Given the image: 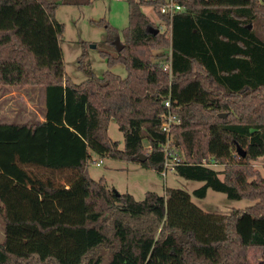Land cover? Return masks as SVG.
<instances>
[{
	"label": "trees",
	"instance_id": "obj_1",
	"mask_svg": "<svg viewBox=\"0 0 264 264\" xmlns=\"http://www.w3.org/2000/svg\"><path fill=\"white\" fill-rule=\"evenodd\" d=\"M126 1V45L116 56L101 52L109 68L99 76L78 59L88 77L74 83L55 9L89 0H0V86L40 87L43 96L42 120L0 122V264H250L247 248L264 246V177L249 164L264 155V38L254 27L264 0H183L168 36L149 31L141 10L151 5L168 20L159 0ZM159 48H169L164 63ZM115 63L126 75L110 70ZM167 98L180 118L173 172L203 181L198 197L211 188L254 204L211 213L180 188L136 200L90 177L92 153L135 162L144 154L140 163L160 173ZM110 121L122 148L107 134ZM212 129L234 158L244 143L243 164L209 150ZM35 168L70 175L59 184Z\"/></svg>",
	"mask_w": 264,
	"mask_h": 264
},
{
	"label": "rangeland",
	"instance_id": "obj_2",
	"mask_svg": "<svg viewBox=\"0 0 264 264\" xmlns=\"http://www.w3.org/2000/svg\"><path fill=\"white\" fill-rule=\"evenodd\" d=\"M60 1V0H52ZM186 0L185 3H191ZM196 2V0H194ZM142 12L153 22V26L164 32L167 36L170 33L169 26L160 27L157 23L158 16L151 5H141ZM55 19L64 26L63 33L59 39L61 54L63 58L64 70L70 80L79 83L88 75L79 68L78 59H82L93 74L99 76L108 69L106 58L101 54L116 56L113 40L119 36L123 47L126 45L122 38V29L128 22V8L126 0H89V2L59 4L55 9ZM165 20V19H164ZM101 21L100 23H97ZM254 27L257 33L264 38V19L255 22ZM112 29V30H111ZM94 45V47H91ZM154 53L161 57L164 63V55L168 54L169 48L154 49ZM110 70L117 75L124 76L127 69L122 63H115L110 66ZM20 89L14 87V93L0 100V121L26 122L37 119L42 111V93L40 87ZM1 94V87H0ZM26 98L22 99V95ZM28 100L31 107L28 108L25 101ZM8 105L5 107V104ZM28 108V111L27 109ZM215 129V128H214ZM212 129V138L209 142V150L213 153H223L227 156L228 164H243V157L232 156L234 147L231 144H223L218 132ZM107 134L118 142L119 148L123 147V134L114 121H110L107 127ZM174 135V133H173ZM144 143H146L144 141ZM240 147L244 149V143L240 142ZM180 156V153L178 151ZM99 164H96L98 163ZM226 163L217 162L212 167L220 170ZM250 166L257 170L264 177V155L249 162ZM42 178H51L56 183L63 184L70 172H54L43 169H33ZM88 174L97 180L104 178L109 188L117 192H128L136 200H141L146 191H155L164 194L166 188H180L190 194L192 203L205 212L228 214L232 209H244L255 203V200L246 198L229 199L225 193L206 189L204 197L196 196L193 191L200 188L204 182L183 178L174 172H167L162 176L159 172L143 166L140 162L115 160L109 157H99L91 154L88 162ZM3 236L2 221L0 219V240ZM247 257L250 264H264V246H251L247 248Z\"/></svg>",
	"mask_w": 264,
	"mask_h": 264
},
{
	"label": "built area",
	"instance_id": "obj_3",
	"mask_svg": "<svg viewBox=\"0 0 264 264\" xmlns=\"http://www.w3.org/2000/svg\"><path fill=\"white\" fill-rule=\"evenodd\" d=\"M160 7L159 12L164 14L168 20L157 19V23L160 27L169 26L172 16L180 11H183L185 6L181 3L183 0H159ZM165 112L160 116V130L165 134V141L162 143L163 152V164L160 170L162 176L167 172H173L174 167L179 163L178 152L176 150L175 138L173 135V127L179 123L180 118L177 112L172 108L169 98L163 101ZM96 164H99L96 163ZM210 166L217 165V162L211 161Z\"/></svg>",
	"mask_w": 264,
	"mask_h": 264
},
{
	"label": "water",
	"instance_id": "obj_4",
	"mask_svg": "<svg viewBox=\"0 0 264 264\" xmlns=\"http://www.w3.org/2000/svg\"><path fill=\"white\" fill-rule=\"evenodd\" d=\"M248 28H250V24L248 25ZM149 31L153 32V33H157L158 29L154 28V27H150ZM113 44L116 48L117 51H120L123 48V44H121L120 42V38L118 35L115 36L114 40H113ZM91 47H94V45H91ZM220 116H225V113L223 114H219ZM175 144L177 145L178 142L175 141ZM236 153L238 154V156L240 157H244L245 156V150L240 147V145H236ZM137 159L139 160V162H144L146 160V155L144 154H138L137 155Z\"/></svg>",
	"mask_w": 264,
	"mask_h": 264
},
{
	"label": "crops",
	"instance_id": "obj_5",
	"mask_svg": "<svg viewBox=\"0 0 264 264\" xmlns=\"http://www.w3.org/2000/svg\"><path fill=\"white\" fill-rule=\"evenodd\" d=\"M0 87H1L0 100L3 99V98H5V97H8L9 95H11V93H14V91H13L14 90V87H10V86H0ZM20 89H25V88H20ZM33 89H37V88H30L28 90H33ZM41 93H42V91H41ZM23 98L24 99L26 98V96L24 94L22 95V99ZM25 103H26V105H27L28 108L31 107V105H30V103H29L28 100H26ZM7 105H8V102L5 104V107ZM42 107H43V96H42ZM28 108H26L27 111H28ZM3 111L7 112V109L6 110H3V109L0 110V113H2ZM35 120H42V115L40 114L37 119L35 118ZM0 122H6V123H8V122H12V121H0Z\"/></svg>",
	"mask_w": 264,
	"mask_h": 264
}]
</instances>
